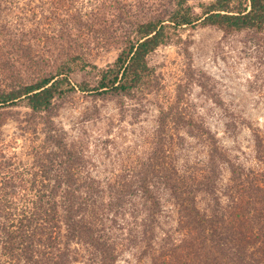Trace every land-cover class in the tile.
Listing matches in <instances>:
<instances>
[{"label":"trees","instance_id":"1","mask_svg":"<svg viewBox=\"0 0 264 264\" xmlns=\"http://www.w3.org/2000/svg\"><path fill=\"white\" fill-rule=\"evenodd\" d=\"M25 4L0 0V108L24 106L35 113L49 111L57 98L73 93L130 96L150 82L149 57L176 41L184 29L213 27L225 34L264 30V0H211L198 5L175 0L168 14L136 21L117 57L105 67L70 49L61 50L65 54L47 64L30 44L34 34L25 23L30 12ZM81 72L92 75V80L73 81L72 76ZM28 73L36 77L24 81ZM176 119L183 120L160 118L161 132ZM198 134L209 149L205 164L182 170L174 164L164 168L157 153L155 166L143 168L133 189L124 180L102 186L86 172L84 156L65 143L63 132L47 128L44 142L50 151L35 158L39 171L29 186L38 195L28 199L19 214L18 206L9 204L7 223L0 224L7 263L73 264L81 251L83 264H116L120 243L112 230L130 205L129 233L133 227L141 229L151 264H264V139L255 135L262 165L257 171L230 160L207 129ZM223 165L230 177L220 185ZM157 185L169 191L178 219L174 233L166 234L154 249L161 209ZM133 193L139 196L137 206L126 199ZM5 203L1 198L0 209Z\"/></svg>","mask_w":264,"mask_h":264},{"label":"rangeland","instance_id":"2","mask_svg":"<svg viewBox=\"0 0 264 264\" xmlns=\"http://www.w3.org/2000/svg\"><path fill=\"white\" fill-rule=\"evenodd\" d=\"M208 1L188 0L192 5ZM23 2L27 12L30 10L27 29L32 35L47 37L33 35L30 40L47 64L65 54L61 50L70 49L105 67L117 57L136 21L168 14L175 0ZM149 63L153 68L150 82L130 96L73 93L57 98L49 111L41 113L24 106L0 108V199L6 200L4 210L0 209V224L7 223L4 217L9 204H16L19 214L26 201L38 195L29 186L39 171L35 158L50 151L44 142L49 127L63 132L65 143L84 156L86 172L104 187L124 180L135 189L143 168L155 166L157 153L164 168L174 164L182 170L205 164L209 149L199 137L202 129L210 132L230 160L247 169H262L255 135L264 139V30L225 34L213 27L184 29L176 41L157 49ZM35 77L28 73L22 79ZM72 79L91 81L92 75L81 72ZM160 118L183 120L170 121L162 133ZM229 177L228 167L223 165L219 184H225ZM155 191L161 209L154 249L161 238L174 233L178 219L169 191L160 185ZM137 194L126 198L135 206L139 203ZM199 206H204L203 199ZM123 211L112 230L120 243L116 264H151V255L144 253L141 229L133 227L129 233L132 206ZM1 234L0 264H8ZM77 256L79 260L73 264H83L81 251Z\"/></svg>","mask_w":264,"mask_h":264}]
</instances>
